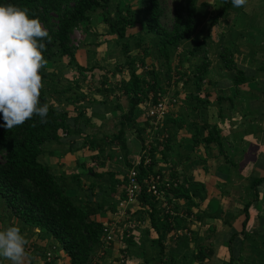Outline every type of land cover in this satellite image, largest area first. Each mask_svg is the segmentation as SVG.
<instances>
[{
    "label": "crops",
    "instance_id": "1",
    "mask_svg": "<svg viewBox=\"0 0 264 264\" xmlns=\"http://www.w3.org/2000/svg\"><path fill=\"white\" fill-rule=\"evenodd\" d=\"M225 1L213 0L208 11L202 12L204 1L198 0L196 28L179 48L183 52L179 84L172 92L175 96L170 92L167 94L168 97L172 95L176 103L163 121L161 131L164 132L159 137L164 140L168 131L171 138L168 145L154 154V169L155 172L173 174L189 196L179 197V215L186 219V228L163 238L164 253H161L159 235L152 227L147 207L137 201L122 209L118 206L117 196L120 187L116 196L111 194L112 180L108 174H115L116 179L127 175L121 176L125 167L122 163L115 169L110 168L111 156L119 143L109 144L103 154L99 149L90 152L89 146H84L89 141L98 142L118 135L123 128L122 115L129 109V102L123 98L118 86L129 80V72L124 74L126 67H119L117 73L109 71L112 64H120L125 59L117 37L109 34L108 26L98 15L78 28L82 41L75 57L78 66L86 69V77L74 67L52 64L54 81L50 83L54 90H49V100L59 111L66 113L71 130L61 131L59 142L48 143L40 160L51 168L74 201L99 207L98 214L91 216V220L105 226H119L126 220L129 224L126 238L123 232L110 240L103 237V245L93 253V264H229L227 235L233 232L250 235L238 248L241 255L249 258L250 252H261L254 246L258 245V233H264V184L254 187L253 181L264 179V0H248L242 8L231 6L226 16L210 28L213 14L222 9ZM139 22L136 28L142 26ZM144 26L143 36L147 35L144 41L148 47L155 38L147 34L145 21ZM135 33L130 31L128 37L133 39ZM200 42H204L202 48L191 53L194 45ZM223 47L232 51L227 59H231L244 74L246 81L239 86L234 84L236 70L226 67ZM185 49L191 52L183 51ZM203 63H207V68L197 84L195 76L198 66ZM94 67L98 68L92 70ZM116 81L120 83L114 89ZM196 98L208 101L209 105L196 109ZM147 104L149 101L135 111V123L141 130L149 121L144 119L142 124L137 123V115ZM80 114L82 117L77 122ZM126 129L127 152L118 157L123 161L126 153L131 160L142 153L140 141L134 140ZM145 134L149 137L151 133ZM100 159V166L87 172L85 166L89 160L96 166ZM158 206L166 212L162 203ZM190 209L191 213L186 212ZM172 214L178 215L174 211ZM247 215L251 225L244 230ZM11 225L18 226V219L0 197V230ZM184 230L191 233L189 240L173 237L174 233L182 235ZM22 233L28 241L24 264H31L30 258L33 264H72L51 235L38 229H27ZM126 239L131 243L126 244ZM201 247L206 251L213 250L214 255L206 261H197L195 255ZM48 253H52L51 261L47 259ZM122 256H126V260L120 263ZM3 264L11 262L4 260ZM253 264H259L258 260Z\"/></svg>",
    "mask_w": 264,
    "mask_h": 264
},
{
    "label": "trees",
    "instance_id": "2",
    "mask_svg": "<svg viewBox=\"0 0 264 264\" xmlns=\"http://www.w3.org/2000/svg\"><path fill=\"white\" fill-rule=\"evenodd\" d=\"M111 0H0V4H12L20 8H26L29 14L38 18L42 25L48 30L52 36V43L47 44L46 51L42 53L46 60V64L40 70L43 88L41 89L40 102L47 103L49 107L46 122L41 123L39 117L34 116L31 120L26 121L23 125L16 126L12 129L0 127V197L5 201L6 206L12 215L18 219V227L21 231L27 229H38L43 233L51 235L62 247L72 264H93V253L103 245L105 225L101 222L91 220V216L98 214L99 207H89L74 201L66 194L65 189L60 185L56 175L51 168L44 164L40 157L44 154V147L50 142H59L61 140V131H70L71 123L65 112L59 111L49 100L50 81H54L45 71V66H51L56 63H64L69 68H75L80 72L81 76H85L86 69L80 67L76 63V51L79 47L74 46L73 36L79 27L100 15L103 22L109 28V34L116 36L118 44L121 45L125 57L123 67H129V80L122 81L119 90L122 96L129 102L128 111L122 115V129L116 136L107 137L98 142L89 141L84 146L92 149H99V153H104L105 148L112 143H119L123 152H127V141L124 139V123L128 122V126L136 133L138 140L141 142L142 150L145 148V138L140 133V129H135V111L138 106L146 101L154 104L163 96L161 89L157 86V75L155 71L150 72L149 79L142 78L137 74L136 65L140 64L146 67V60L149 57L147 48L141 46L140 43L145 42L146 37L140 39L137 48L143 49V56L140 60L131 56L130 44L122 43L128 37L129 29L136 27L138 20L135 13L128 9H118L114 16L109 12V4ZM230 0L224 2V5L210 25L215 26L218 21L226 16L231 7ZM144 21L147 26L148 35L157 40V49L161 58L165 59L166 64H170L171 59L180 46L187 41L193 34L197 23L198 0H178L173 12L172 26L170 28L163 24L165 13L160 0H144ZM80 32V31H79ZM81 33V32H80ZM82 41V40H81ZM204 42L197 43L191 53L202 48ZM230 49L224 51L223 57L226 61V67L236 70L234 79L235 86L243 84L246 79L243 72L235 65L231 59H227L230 55ZM122 67V68H123ZM98 67L92 68V70ZM207 68V63L198 66V73L195 76V82L199 84L202 74ZM95 74V73H94ZM104 84V83H103ZM105 85V84H104ZM198 106L201 109L209 105L208 101H202L196 98ZM69 102L75 103L74 101ZM82 114L76 119H81ZM148 121V120H147ZM167 121V120H166ZM4 121L0 118V124ZM135 123V124H134ZM163 123L159 124L158 134L149 144L147 156L144 155L139 168V183L150 178L152 175H160L165 180L161 189L165 192L167 205L170 210L162 211L157 201L144 184L141 196L138 202L147 207V213L150 217L152 227L159 235L158 243H161V253H164L163 238L170 235L180 228L185 229L186 219L181 216L172 214L171 201L179 198L180 195L189 196L186 190L181 186L177 178L166 173L155 172L154 165L156 159L154 154L159 151L162 146L168 145L170 142V134L168 131L164 136V140L159 137L163 134ZM127 125V124H126ZM151 127L150 122H146L142 131ZM150 131V129H149ZM167 137V138H165ZM143 138V139H142ZM98 147V148H97ZM149 157L150 165H145V159ZM138 157L131 160L127 153L124 155V164L127 171L132 169ZM126 171V172H127ZM112 180L110 190L113 196H116L118 187H125L127 175L122 179H116L113 173L108 174ZM175 183H179L176 187ZM264 184V179H255L253 186ZM118 203L125 200V193L118 195ZM175 208V207H173ZM172 211V212H171ZM186 212L191 213V209ZM175 213V211H174ZM251 225V218L247 215L243 222V229L247 230ZM179 232V231H177ZM185 234V235H184ZM188 231L184 230L182 235L174 233L175 239H190ZM242 236L248 237V233H241ZM188 236V237H187ZM238 233H229L227 235V243L230 250V263L236 264L241 259L238 248H233V244L237 241ZM126 244H130L131 240L126 239ZM187 241V240H186ZM204 247L196 253L197 261H206L214 255L213 250L206 251ZM51 261V259L49 260ZM30 263L33 264L30 258Z\"/></svg>",
    "mask_w": 264,
    "mask_h": 264
},
{
    "label": "clouds",
    "instance_id": "3",
    "mask_svg": "<svg viewBox=\"0 0 264 264\" xmlns=\"http://www.w3.org/2000/svg\"><path fill=\"white\" fill-rule=\"evenodd\" d=\"M248 0H230L234 8ZM52 36L26 8L0 4V127L9 130L34 116L46 122L49 107L40 102L43 88L40 70L46 64L42 53ZM27 239L16 225L0 230V264H24Z\"/></svg>",
    "mask_w": 264,
    "mask_h": 264
},
{
    "label": "rangeland",
    "instance_id": "4",
    "mask_svg": "<svg viewBox=\"0 0 264 264\" xmlns=\"http://www.w3.org/2000/svg\"><path fill=\"white\" fill-rule=\"evenodd\" d=\"M160 1H161V5L163 7L164 13H165V17H163V24L166 27L170 28L172 26L174 8H175V5L177 4L178 0H160ZM143 2H144V0H111L110 1V4H109V12L111 13L112 16H114L115 13H116V11L118 9H123L125 11H127L128 9H130L131 11H133L135 13V15H134L135 18L138 21L142 22L141 25L143 27L142 26L141 27L139 26V28H136L135 27L133 29H129V31H128V35H131L130 34V31H132V32L136 31V33L133 34V35H136V36H134L133 39L130 38V37H126V39L123 40L122 43L123 44L124 43H129L130 44V46H131L130 47V50H131L130 55L136 57L137 60H140L142 58V56H143L142 50L144 48L145 49L147 48L146 51H149L148 52L149 57H148V59L146 61V63H147L146 64V67H142V66H140V64L137 63V65H136L137 74L140 77H142V78L149 79L150 72L151 71H155L156 72V75H157V86L161 89L163 95H167V94H170L172 92H175L176 91V88H177V86L179 84V78H178V76H181L182 68H183L182 65H181V61H180L183 58V57H181V55L183 53V52H181L182 51V48L177 50L176 54H174L173 58L171 59L170 64H166L165 59L161 58V56H160L161 54L158 51L157 46H156L157 45V40H152L150 42L151 45H149L148 47H147L146 42L140 43L141 46L144 47V48L143 49L137 48V44L139 43L140 39H142L143 37H146L147 36V35L143 36L144 35L143 29L145 27L144 26V7H143ZM202 2L204 3V5H203L204 8L202 9V12L208 11L207 7L210 6V5H213V0H202ZM199 4H200V2H199ZM219 11H221V9L217 10L216 13L213 14V17H212L210 23H212V20L217 15V13L219 14ZM206 16L208 18V14ZM206 34H207V31H206ZM137 37H140V38H137ZM74 39H75V35H74ZM120 47H121V45H120ZM121 49H122V47H121ZM222 49H224V51H225L228 48H224L223 47ZM183 51L191 52L190 50H186V49L183 50ZM229 52H230V55H231L232 54V51L230 50ZM125 61L126 60L123 59L120 64H119V62L112 64V66L109 68V71L110 72H114V73L120 72L119 71V67H123V65L126 66V64H125L126 62ZM77 62H78V60L76 58V63ZM61 64H64V63H61ZM77 65H78V63H77ZM51 69H52V65L51 66H48V67L45 66V68H44L45 71H48V75L49 76H52L53 75V72H54ZM128 70H129V67H128V69H125L124 74L128 73L129 72ZM83 81H85L84 78H83ZM124 81H126V80H124ZM118 83H120V82H117L116 81V83L114 84V89H116L115 88V85L118 84ZM98 88H99V86H98ZM48 89L50 91H52V89L54 90V88L51 85L48 87ZM121 95H122V92H121ZM169 97L172 98L173 96L171 95ZM50 102H51V100H50ZM145 107H148V105H144V108H142V109H140L138 111V115L137 116H139V118L136 120L137 123H140L141 122L140 124H142L144 122V119H146L145 114L147 112V108H145ZM124 125L127 128L126 129V132L128 131V133L131 134L132 137H134V140L136 138L138 139V137H137L138 135L131 130V127L130 126H128V122L127 123H124ZM143 127H144V125H143ZM135 129H137V130L140 129L141 130V127H139L138 124H137V126H135ZM145 132L151 133L152 130L149 131V130H146L145 129L144 132L142 130L140 131V133L143 134V136L145 138V141L146 142H150L151 141V137H152L153 134H149V137H148V136H146ZM155 137H156V135H155ZM89 150H90V152H93L96 149H92L91 150V147H89ZM116 150H118L119 152L117 153ZM122 153H123V150L120 148V146L119 147H116L115 151L113 152V155L111 156V158H112V160L110 161L111 162V165H110V168L111 169H115L117 167L116 165L118 163H122L124 166H126L124 164L123 159H118V157L121 156ZM95 156L98 157L97 154ZM73 162H75V159L73 160ZM101 163H102V161L100 159L98 161V163L96 164V166H95L89 160V162L85 166L86 169H87V172H89V171L91 172L93 169L98 168ZM126 171H127V168L124 167V170H123V172L121 174L122 177H123V175H125V173L128 172V171L127 172ZM87 181H90V180L87 179ZM124 189L125 188H123V187L120 188L119 191H121L120 192L121 194H122V192H124ZM180 200H181V198H176V199L174 198L173 201H175V203H173L171 201V203H173L172 206H175V208H173V211H175V213H177L178 216H179V213H181V211H179L180 210V206H181ZM121 202L118 203V206L119 207L122 206L121 205ZM121 208L124 209L125 206H123ZM128 225H129L128 224V220H126V223H124L122 225H119V226L117 225L118 228L120 229V232H123L122 235H124L125 238L127 237L126 229H128ZM238 234H239V236L241 238H237V241L232 245L234 248L235 247L236 248H239L240 245L244 244V241H245L244 236H242L241 233H238ZM242 239H244V240H242ZM252 242L254 243L255 240L252 241ZM235 244H236V246H235ZM256 247L261 252H259L258 254L257 253H253L252 254V252H250L251 256H249V258H247V256H245V255H241L242 253L241 254L239 253L241 259H238L236 261V264H253L256 261V259L258 260V263L259 264H264V233H258V245L257 246H254V248H256ZM254 258H256V259H254ZM121 259L122 258H120V263H121Z\"/></svg>",
    "mask_w": 264,
    "mask_h": 264
},
{
    "label": "built area",
    "instance_id": "5",
    "mask_svg": "<svg viewBox=\"0 0 264 264\" xmlns=\"http://www.w3.org/2000/svg\"><path fill=\"white\" fill-rule=\"evenodd\" d=\"M74 35H75V39L73 36L74 46L79 47V45H81L82 35L80 34L79 31H76ZM175 103H176L175 99L163 95L157 100L156 103L147 104L148 107H146L147 112L145 116L151 125V130H152L151 134H153L151 140H153L155 135L157 134L156 131H158L159 124H161L165 120V118L169 116L171 109ZM150 142H146L145 144L146 149L142 150V153L138 156L135 166L127 172V180H126V185L124 187L125 188L124 193L126 199L121 202L122 205L121 207L125 206V208H127L128 205L137 202L138 197L141 196L143 192L144 184H145L147 186V190L149 191V193L153 197H155L157 201H160V203L163 204L164 208L169 210V206L166 203L165 192H163V190L161 189L165 180L162 179L160 175L150 176L149 180L146 179L143 181V184L142 183L140 184L138 181V176L140 174L139 165L144 155L146 154L145 156H147L148 151H150L149 150ZM150 163H151L150 158L146 157L144 164L150 165ZM178 184L179 183H175L174 186L176 187ZM119 233H120V229L117 227V225L110 224L105 226L104 237H106L108 240H110L112 236H115L116 234ZM51 258H52V253H48L47 259L50 260ZM121 258H122L121 262L123 263L126 260V256H122Z\"/></svg>",
    "mask_w": 264,
    "mask_h": 264
}]
</instances>
